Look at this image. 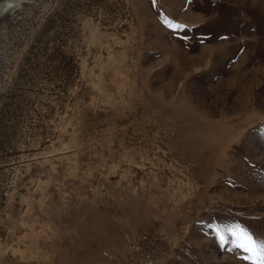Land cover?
I'll return each mask as SVG.
<instances>
[{
  "label": "rangeland",
  "instance_id": "374dc122",
  "mask_svg": "<svg viewBox=\"0 0 264 264\" xmlns=\"http://www.w3.org/2000/svg\"><path fill=\"white\" fill-rule=\"evenodd\" d=\"M2 2L0 264H253L264 0Z\"/></svg>",
  "mask_w": 264,
  "mask_h": 264
},
{
  "label": "snow or ice",
  "instance_id": "6c2138e0",
  "mask_svg": "<svg viewBox=\"0 0 264 264\" xmlns=\"http://www.w3.org/2000/svg\"><path fill=\"white\" fill-rule=\"evenodd\" d=\"M169 28H181L183 25L179 24H168ZM218 232H227L232 236H237V232L232 228L218 229ZM219 239L224 242L225 236L220 235ZM242 239L245 243L240 244V247L245 248L246 251L251 252L253 255L249 257L253 261V264H264V247L258 248L252 238L246 234L242 235Z\"/></svg>",
  "mask_w": 264,
  "mask_h": 264
},
{
  "label": "bare ground",
  "instance_id": "6f19581e",
  "mask_svg": "<svg viewBox=\"0 0 264 264\" xmlns=\"http://www.w3.org/2000/svg\"><path fill=\"white\" fill-rule=\"evenodd\" d=\"M7 2V1H6ZM16 3V2H15ZM4 4V2L0 3V15L6 11L5 7H1Z\"/></svg>",
  "mask_w": 264,
  "mask_h": 264
}]
</instances>
